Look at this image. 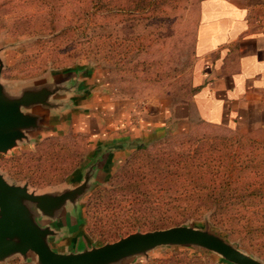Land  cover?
<instances>
[{
  "label": "rangeland",
  "instance_id": "1",
  "mask_svg": "<svg viewBox=\"0 0 264 264\" xmlns=\"http://www.w3.org/2000/svg\"><path fill=\"white\" fill-rule=\"evenodd\" d=\"M198 2L0 0L1 82L17 91L73 72L90 85L77 99V114L99 116L107 132L162 120L171 105L189 97ZM82 128L63 121L0 154V173L35 193L74 187L103 153L95 156L97 147ZM109 147L105 170L79 201L73 221L89 246L192 226L264 263V139L197 124L178 135L157 132ZM192 182L203 188L192 189ZM253 183L261 186L248 187ZM182 185H190L188 193ZM131 264L229 263L211 251L169 246Z\"/></svg>",
  "mask_w": 264,
  "mask_h": 264
},
{
  "label": "crops",
  "instance_id": "2",
  "mask_svg": "<svg viewBox=\"0 0 264 264\" xmlns=\"http://www.w3.org/2000/svg\"><path fill=\"white\" fill-rule=\"evenodd\" d=\"M196 9L189 97L171 105L167 116L146 122V126L131 123L127 130L107 132L99 116L77 114L75 104L61 117L51 115L40 136L67 121L71 126L81 122L96 147L112 143L125 147L134 137L157 132L178 135L197 124L264 139V0H199ZM66 76L76 82V91H88L87 78L77 73ZM74 215L70 212L68 219L56 226L60 235L49 239L53 251L68 253L87 246L82 233L73 228ZM0 264L37 263L34 257L24 260L14 256Z\"/></svg>",
  "mask_w": 264,
  "mask_h": 264
},
{
  "label": "water",
  "instance_id": "3",
  "mask_svg": "<svg viewBox=\"0 0 264 264\" xmlns=\"http://www.w3.org/2000/svg\"><path fill=\"white\" fill-rule=\"evenodd\" d=\"M2 68L0 61V76ZM71 73L20 86L17 91L8 89L0 79L1 155L40 137L51 115L61 117L73 109L72 105L83 97L87 89H81V93L76 91V82L66 80V75ZM67 94L74 97L73 100ZM140 138L147 140L145 136ZM140 138L134 137L133 143ZM109 149V145L97 147L95 156L99 151L103 153L87 167L83 178L74 187L35 193L30 192L27 185L9 183L0 173V263L18 256L24 260L34 257L37 264H131L156 248L184 246L214 252L229 264H264L218 235L192 226L137 232L99 247H91L88 243L68 253L53 251L49 239L60 235L56 226L68 219L70 212L78 216V203L99 173L105 170L103 154Z\"/></svg>",
  "mask_w": 264,
  "mask_h": 264
},
{
  "label": "trees",
  "instance_id": "4",
  "mask_svg": "<svg viewBox=\"0 0 264 264\" xmlns=\"http://www.w3.org/2000/svg\"><path fill=\"white\" fill-rule=\"evenodd\" d=\"M248 138L249 139H253V140H260V139H263V138H260V139H258V138H252V137H249L248 136ZM257 143V142H256ZM257 144H259V143H257ZM255 172V171H254ZM169 174V173H168ZM260 176V175H259ZM257 178V177H256ZM260 185V184H259ZM259 185H257V183H253V184H250V185H248V187H253V186H258L259 187ZM190 185H182V187H181V189L183 190L182 191V193L183 194H186V193H188L189 192V190L187 189L188 187H189ZM224 186H229V184H226V185H224ZM261 186V185H260ZM191 187H192V189H196L197 191H200L199 189H202L203 187H201V185H198L197 183H195V182H192L191 183ZM169 189V188H168ZM252 205V204H251Z\"/></svg>",
  "mask_w": 264,
  "mask_h": 264
}]
</instances>
